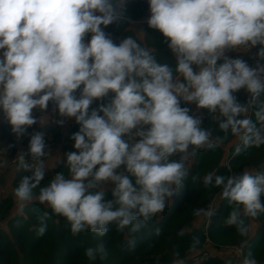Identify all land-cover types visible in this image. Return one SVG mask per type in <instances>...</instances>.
<instances>
[{
	"label": "clouds",
	"instance_id": "clouds-1",
	"mask_svg": "<svg viewBox=\"0 0 264 264\" xmlns=\"http://www.w3.org/2000/svg\"><path fill=\"white\" fill-rule=\"evenodd\" d=\"M124 3L0 0V110L14 137L19 141L28 134L39 123L34 110L47 111L50 102L61 117L80 125L71 136L76 151L65 153L70 178L57 172L44 187L45 134L30 135L29 162L21 154L19 165L31 174L21 178L14 195L21 209L35 201L47 204L66 218L73 236L85 231L104 236L113 223L138 232L184 186L190 147L195 155L213 147V141L202 117L191 115L181 99L219 113L221 130L236 132L242 123L246 133L264 143L235 95L241 89L253 99L264 93V65L252 67L227 55L240 47L256 48L264 59V0H148V26L166 38L182 81L133 38L116 44L105 32L119 22ZM244 112L249 120L239 121ZM258 115L264 121V114ZM9 146L14 150L15 143ZM204 183H213L211 174ZM214 186L231 206L227 223L247 237L245 218L264 215V173L217 175ZM109 190L112 199L106 198ZM48 215L38 217L40 235ZM199 244L193 237L191 250ZM85 255L105 259L107 252L100 244ZM242 264H257L251 251Z\"/></svg>",
	"mask_w": 264,
	"mask_h": 264
},
{
	"label": "trees",
	"instance_id": "trees-1",
	"mask_svg": "<svg viewBox=\"0 0 264 264\" xmlns=\"http://www.w3.org/2000/svg\"><path fill=\"white\" fill-rule=\"evenodd\" d=\"M120 12L125 18H120L119 22L104 28L105 32L121 34L124 38L131 37L144 47L133 30L129 29V25L132 20L149 18L148 0H125V3L120 5ZM145 32L146 43L152 48L150 52L159 63L168 64L173 69L175 77L177 75L176 58L169 50L166 38L162 33L151 29L148 23L145 25ZM241 56L245 61L249 60L241 54H236L232 58ZM182 79L181 76L179 81ZM235 95L240 103L246 102L247 99L241 90ZM99 103V101L94 103L92 107H97ZM251 104L250 121L255 126V131L259 132L264 139V121L261 123L258 115V113L263 114L264 95L261 94L251 100ZM51 106L53 104L50 102L49 108ZM181 106L190 108L191 114L192 108L187 102L181 101ZM246 109L249 110V107ZM202 111L205 113L204 117L202 116V126L211 131L213 147L200 149L195 155L191 154L190 147L189 151L193 160L188 161L189 166L186 162L188 177L184 186L176 190L172 196V202L167 204L162 213L149 221L147 226L138 232H132L130 227L119 229L113 223L104 236L91 231L73 236L66 218L53 214L47 204L35 201L17 211L16 200L7 196L0 201V221L6 220L9 228L7 232L4 226H0V264H231L227 259L230 252L226 250H222L226 252H222L221 255H214L211 252L202 256L207 245V238L217 249L244 244V255L251 251L257 264H264V215L257 218H245L249 225L251 223L260 225L247 237L240 236L236 227L227 223L231 206L222 197L221 189L214 186L217 175L227 177L242 174L248 170L252 171L251 174L264 173V143H257L253 133L243 135L246 126L242 123L238 125L236 132L231 128L227 131L221 130L219 124L224 118L219 113L210 114L207 109ZM199 114L201 115V112L196 111L191 115L199 116ZM243 117L245 116L242 113L237 119L243 121ZM79 127L80 125L76 122L71 123L65 135L59 127H47L48 133H52L54 137L48 141L45 151L48 152L51 148L60 146V155L52 170H46L45 179L40 187L47 186L57 172H62L66 178L70 176L65 153L76 151L71 136L79 130ZM3 135L9 137L7 143L10 156L13 147L9 145L15 143L11 127L7 126ZM245 140L248 143H245ZM179 158V156H172L170 159L178 160ZM18 167L19 170L11 184L13 193L21 178L31 174V171L21 168L20 165ZM209 174L213 177V183L205 185V177ZM34 193L39 195V188L35 189ZM216 195L219 196L217 200L214 197ZM106 198L112 199L110 190ZM214 200H216L215 207L210 211L215 214L203 217L204 211L209 209V205ZM198 209L203 211L200 215H195V210ZM45 212L49 213L45 219L46 231L40 235L41 222L38 217ZM202 218H204L203 221H201ZM198 222L199 225H197ZM193 237L200 239V244L195 251L191 250ZM100 244L105 247L106 258L100 259L97 256L95 260H89L85 255L86 249Z\"/></svg>",
	"mask_w": 264,
	"mask_h": 264
},
{
	"label": "crops",
	"instance_id": "crops-1",
	"mask_svg": "<svg viewBox=\"0 0 264 264\" xmlns=\"http://www.w3.org/2000/svg\"><path fill=\"white\" fill-rule=\"evenodd\" d=\"M149 16H150V12H149ZM122 18H125V16H123ZM147 20H148V18H146V19H136V20H132V22L129 25V29L133 30V32L135 33V36L143 44L144 48H146L149 51H151L152 48H151V46H148L147 45V43H146V36H145V34H146V32H145V25L147 23ZM113 34H115V33H113ZM117 35H121V34H117ZM241 55H243L245 57L247 56V55H244L243 53H241ZM247 62H248V60H247ZM241 91L244 94V96L246 97L247 90L246 89H241ZM181 101H183V100L181 99ZM187 103L189 104V107L192 108L191 114H193L194 112L197 111L198 108H197L196 104L189 103V102H187ZM243 105L246 108L249 107L246 104V102H245V104L243 103ZM201 112H202L201 115H203L202 109H201ZM34 115L36 116V118L39 121V123L36 124L37 127H38V129L36 131H41V132H43L45 134L46 144L48 143L49 140H51L54 137L52 133H48V131H47V127L48 126L49 127H59L62 130L63 135H65L66 133H65V130H63V129L66 127L67 128V131H68L69 125L71 123L76 122L74 118H65L63 125L53 123L51 121V118L53 116L59 115L58 109L55 108V105L51 106V108H49V110H47V111H41V110H38L37 111V110H34ZM244 115H245V117L247 116L246 115V112H244ZM0 118L3 119V120H5V117L3 115L2 110L0 111ZM7 126L9 128L11 127V125L7 124L5 121H2V123L0 125V162H7V163L4 164L1 169L3 171L5 168H9L10 171L12 172V176L15 177V175L17 174V172L19 170V167H18V165L12 164V162H11V155L10 156L8 155V143L7 142H8V138L9 137L3 135L4 134V129ZM33 126L29 128V130H31L32 134L34 132H36L35 130H33ZM29 139L30 138L28 137V143H29ZM43 160H46V158L43 159ZM35 163L36 162L34 161V164H32V165L34 166ZM7 166H10V167H7ZM11 189H12V187H11ZM219 249L220 250H226V251H229L230 252V254L227 255V259H228V262H229L230 259H231V256H232V251L230 249H226V248H219ZM222 252H224V251H222ZM214 254H215V252H214Z\"/></svg>",
	"mask_w": 264,
	"mask_h": 264
},
{
	"label": "rangeland",
	"instance_id": "rangeland-1",
	"mask_svg": "<svg viewBox=\"0 0 264 264\" xmlns=\"http://www.w3.org/2000/svg\"><path fill=\"white\" fill-rule=\"evenodd\" d=\"M236 52H240V53H235L233 56H235L236 54H241V53H243L244 55H255L256 54V52L257 51H254V49L252 48V49H250V48H240V49H238ZM239 58H242L243 59V57L241 56V57H239ZM253 63H252V60L250 59V66H252L253 67ZM263 95H264V93H262ZM246 99H248L247 97H246ZM251 100H253V98L251 99ZM244 104H245V102H244ZM246 104L247 105H249V103L247 102V100H246ZM251 108H252V104H251ZM263 110H264V108H263ZM1 111V110H0ZM197 111H200L201 112V109H197ZM198 113V112H197ZM251 113H252V110H248V112H247V114H248V116L250 117L251 116ZM201 114H202V112H201ZM264 114V113H263ZM203 115H205V113L203 112ZM203 115H200L199 114V116H203ZM243 115H244V113H243ZM245 116V115H244ZM204 117V116H203ZM248 117L246 116V118L245 117H243V120H245V119H247ZM203 119V118H202ZM2 121H5L7 124H9L8 122H7V120L5 119V120H3V119H1L0 118V125H1V123H2ZM263 121L261 120V123H262ZM10 125V124H9ZM243 125V124H242ZM243 126H245V125H243ZM38 129V127H37V125H34L33 126V130H37ZM61 130V129H60ZM63 130H65V133H67V128L65 127ZM62 131V130H61ZM63 133V132H62ZM245 131L243 132V135H245ZM32 134V132H31V130H29L28 131V134H27V137H29L30 138V135ZM190 150V149H189ZM47 153V157H44V159L46 158V160H44V166H45V169L46 170H51L53 167H54V165H55V162L58 160V156L60 155V146H58V147H56L55 149L54 148H51V150H49L48 152H46ZM228 156V155H227ZM193 160V157H191V154H190V151H189V153H188V159H187V165L189 166L190 165V163L189 162H191ZM189 161V162H188ZM7 162H0V201H2L3 199H5L7 196H11V197H13L15 200H16V202H15V206H16V209H17V211H19V210H21V208H20V206H19V203H18V201H17V199H16V197H15V195H14V193L12 192V189H11V184H12V180L14 179V177L12 176V172L10 171V169L9 168H5L3 171H2V167H3V165L4 164H6ZM30 164H34V162H30ZM6 166V165H5ZM7 167H10V166H7ZM248 168H253L252 166H248ZM248 172L250 173V172H252V171H250V170H248ZM68 178H70V176L68 177ZM214 197H216V200L219 198V196L218 195H216V196H214ZM216 200H214V202H213V204H212V208H210V210L211 209H213L214 207H215V202H216ZM172 202V197H170V198H168V200H167V204L168 203H171ZM14 210V209H13ZM210 210H208V209H206V211H204V214H203V217L205 216H207L205 213L206 212H208V211H210ZM14 211H16V210H14ZM204 220V218H202L201 219V221H203ZM200 223L198 222L197 223V225H199ZM259 223H251L250 224V232L251 233H253V232H255L257 229H258V227H259ZM0 226L1 227H3V228H5L6 230H7V232H9V228H8V225H7V223H6V220H4V221H0ZM208 226V225H207ZM210 249V252H212V253H214L215 252V254L214 255H217V254H221L222 253V250H220V249H217V248H214V247H211V248H209Z\"/></svg>",
	"mask_w": 264,
	"mask_h": 264
},
{
	"label": "built area",
	"instance_id": "built-area-1",
	"mask_svg": "<svg viewBox=\"0 0 264 264\" xmlns=\"http://www.w3.org/2000/svg\"><path fill=\"white\" fill-rule=\"evenodd\" d=\"M123 17V15L121 14V18ZM110 35V38L116 43V44H119L123 39H125L122 35H117V34H113V33H110L109 34ZM89 39H90V37H89ZM240 48H245V47H240ZM240 48H238V49H240ZM238 49H236V50H232V51H230V52H228L227 53V55H229L230 57H233V55L235 54V53H240V52H236ZM254 49V51H257V49H255V48H253ZM249 60H248V64L250 65V59L252 60V63L254 64L253 65V67H256L257 65H264V59H260L259 57H257V55L255 54V55H247L246 56ZM177 81H179V79H180V75L179 74H177L175 77H174ZM247 94H248V96L250 95L248 92H247ZM78 96H79V94H78ZM247 102L250 104L251 103V99H247ZM54 122H56L57 123V121H59V120H61V118L60 117H58V116H54L53 117V119H52ZM247 120H249V117L247 118ZM15 135V134H14ZM16 137V136H15ZM27 145H26V143H25V141H24V137L21 139V140H19V141H17V139H16V143H15V146H14V150L12 151V154H11V162L13 163V164H19V157H20V155L22 154L23 156H24V158H25V160H26V162H29V157H28V155H27ZM212 204L213 203H211L210 205H209V209L208 210H210V208H212ZM212 210V209H211ZM210 245H211V247H215L211 242H210ZM244 244H242L241 245V247L240 246H238V245H235L234 247H235V249H237L238 251H239V253L240 254H242L243 253V250H244V246H243ZM209 248V247H208ZM208 253V251L207 250H204L203 251V254L204 255H206ZM242 262H243V260L241 259H237V260H235V262H234V264H242Z\"/></svg>",
	"mask_w": 264,
	"mask_h": 264
},
{
	"label": "bare ground",
	"instance_id": "bare-ground-1",
	"mask_svg": "<svg viewBox=\"0 0 264 264\" xmlns=\"http://www.w3.org/2000/svg\"><path fill=\"white\" fill-rule=\"evenodd\" d=\"M255 49H256V48H255ZM78 94H79V92H78ZM78 94H77V96H78ZM246 97L249 98V99H252L251 94H250L249 96H248V94H246ZM57 116L60 117L61 120H62V119L65 120V117H61L60 115H57ZM53 117H54V116H53ZM53 117L51 118V121H52L53 123L57 124L56 122H54V121L52 120ZM28 131H29V129H28ZM14 140H15V143H16V137H14ZM24 141H25L27 147H29L27 134L24 136ZM46 156H47V153H46L45 157H46ZM31 161H33L32 158H31ZM33 162H34V161H33ZM12 164H13V163H12ZM14 165H19V164H14ZM239 246L241 247V245H239ZM208 247H210V240L207 238V245H206V247H205V249H204V250H207V251H208L207 254L211 253V252H210V249H209ZM214 248H215V247H214ZM224 248H226V249H230V250L232 251V256H231V259H230L231 264H234L235 260H237V259H240V260L242 259V260H243L244 257H245V255H244V250H243V253L240 254L239 251H238L237 249H235L234 246H227V247H224ZM202 254H203V252H202ZM202 256H205V255L203 254Z\"/></svg>",
	"mask_w": 264,
	"mask_h": 264
}]
</instances>
